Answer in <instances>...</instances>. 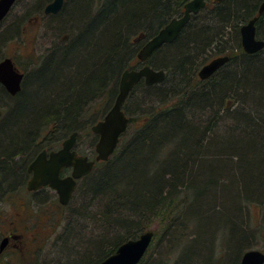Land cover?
<instances>
[{"label": "trees", "instance_id": "trees-1", "mask_svg": "<svg viewBox=\"0 0 264 264\" xmlns=\"http://www.w3.org/2000/svg\"><path fill=\"white\" fill-rule=\"evenodd\" d=\"M49 1L34 0L25 14L43 13ZM69 1L56 23L70 22V28L81 33L71 46L60 47L61 75L52 64L32 73L10 103L11 107L17 102L16 108L0 113V205L18 190L27 191L29 162L24 159L41 150L43 133L42 138L55 139L67 131L83 130L94 150L96 137L91 126L97 115L91 117L87 110L82 111L81 92L109 79L111 105L120 75L138 61L141 44L181 15L187 2L92 0L91 6L96 2L99 12L89 14L86 6L77 16L78 8ZM74 1L83 4L85 0ZM255 4L256 0H227L209 14L194 15L173 42L165 43L147 60L155 69H164L166 77L151 85L142 79L131 91L124 105L130 124L113 155L96 162L93 170L78 180L67 205H62L50 189L36 192L49 195L52 191L58 206L69 209L71 218H65L64 231L55 240V244L64 241L60 248L76 257L67 264H98L122 242L150 230L152 221L159 218L166 222L163 239L178 256L173 264H200L198 259L210 264L207 245L199 247L204 225L197 226L193 215L216 226L207 235L211 240L209 253L217 235L230 229V251L224 253L225 259L217 258V264L226 259L227 264H240L245 250L253 248L252 240L257 236L249 219L253 204H261L264 218V53L246 54L235 45L239 26L252 16L248 13ZM12 27L0 31V57L5 50L2 40L16 35L9 30ZM258 27L262 28V21ZM140 34L143 37L137 42ZM76 37H83L85 45L77 46ZM226 47L232 52L230 60L202 80L198 76L201 65ZM29 90L33 91L30 95ZM154 95H160L157 107L139 114L141 105ZM165 99L172 104L160 105ZM7 101L0 85V103ZM197 111L203 117L196 115ZM48 114L52 117L46 118ZM140 117L142 122L137 126ZM64 123L67 128L58 129ZM83 219L92 221L95 229L106 221L105 233L98 235L90 229L87 232H93L86 237L83 230L89 226L81 223ZM189 244L192 252L187 256ZM149 248L138 264H168L164 260L171 254L163 257L158 255L159 247Z\"/></svg>", "mask_w": 264, "mask_h": 264}, {"label": "rangeland", "instance_id": "rangeland-1", "mask_svg": "<svg viewBox=\"0 0 264 264\" xmlns=\"http://www.w3.org/2000/svg\"><path fill=\"white\" fill-rule=\"evenodd\" d=\"M33 2L34 0H21L20 3L13 9L12 14H10V16H8L6 21L2 24L3 29L6 26L10 27V25H13V27L10 28L9 30L14 31L15 32L14 34H16L14 35V37H12L13 35L12 36L8 35L7 37H5V39L2 40V43H4L3 47L5 49V52L11 56L14 55V58L17 61H19L20 65L26 67V69L27 67L32 69V66L31 67L28 66L29 60H32L37 64L40 61L38 59L40 57L39 54L42 55L48 52L45 46L47 45L50 39L56 38L58 40V34L69 32L67 31V29L68 28L71 29L70 22L67 24V21L63 22V24L60 25L61 27L57 25L58 23H56V21L61 20L60 18H58L60 17L58 15L46 16L45 19L43 20V18L41 19L40 17L41 14H45L44 12L41 14H35V13L25 14L26 10L32 7ZM94 3L95 5L89 6V9L92 8L93 9L92 14L96 15L99 12L100 8L98 9V7H96V2ZM85 8H86L85 4L83 3V6L78 7L77 13L75 14L79 16ZM67 17L69 18V16ZM58 27L65 28L62 29L64 32L58 31L59 30ZM3 29H0V31ZM32 47L33 49H35V53L27 54L30 53V49H32ZM59 54H61V52ZM212 55L213 54H211L210 56L212 57ZM60 67L61 65L59 62L54 66L52 65L51 68L55 69V71L57 69L56 74H60L61 71ZM48 75H47L48 77L52 76L50 74ZM91 87L96 88V85L95 86L91 85ZM30 89L33 90L32 87ZM32 90L28 91L29 95L33 93L34 90L33 91ZM235 94H237V92ZM142 95L143 93L139 91L138 96L140 99L143 100ZM159 97L160 95H154L153 97L152 96L149 97V99L152 100L151 104L148 99L146 103L141 105L139 114H142L145 110H149V108L151 110L152 106H155L156 108L157 104L159 103ZM166 97L167 96L165 95L163 96V98ZM100 102H101L100 98L94 99L91 102L92 106L89 107V112L95 113V115L98 116V111L96 108L101 107ZM85 103L86 102H82V105H84ZM167 103L172 104V100L165 99L160 105L162 106L168 105ZM131 106H133L134 109L137 107L134 104H132ZM84 107L87 108V105H85ZM4 110L5 107L3 106L2 103H0V113L4 112ZM195 113L198 116H202L201 111L200 112L197 111ZM141 122H142V118L140 117L137 119L136 125L139 126ZM225 122L227 124L230 123V121L228 120ZM219 131L226 132V130L223 128H220ZM90 146H91V141L89 137L82 136L79 141V147L82 148L84 152H91ZM46 195L47 194L44 193L30 194L26 190H22V191L18 190L17 192L12 194L8 198V200L6 201L4 200V202L1 203L0 235L2 234V232L7 231V229L10 228L12 225L18 228V232L22 234L20 240L17 241V245L11 244L10 247H8L7 250H5L4 253L0 255L2 260H4V263L7 262L6 264H67V262H69L70 260L72 261L73 259L76 258L75 256H69L70 254L64 251L63 248H60L59 243H61V247H62V243L64 241H60L57 244H55V240L59 235V233L60 232L62 233L64 231L63 225L65 223V218L67 216H68L67 220L68 218L69 219L71 218L69 209L58 206V204L53 200L54 195L52 194V191H49V195H47L48 196L47 199L45 198ZM261 207L262 206L259 203L253 204L252 207L249 209L250 210L249 219H250L251 227L255 229L257 234V236L252 240L254 242L252 247L264 249V218H263V209ZM184 216L185 215L183 214L182 215L183 219ZM192 218H194L192 220H194L197 226L204 225V227L201 228L202 234L199 240V247L200 246L203 247L204 244L207 245V248L205 249V254L207 255L208 258L207 262H209L210 260V264H217V258L221 260L222 258L225 259L224 253L230 251L227 245L228 243H230L231 240L230 229L229 231L225 230L217 235V237L215 238L214 247L211 248V253H209L208 248H210L209 242L211 240H207L209 238V236L207 235L208 233L212 232L216 226L214 227L212 224H209L208 221L204 222L197 215H193ZM101 222H100V227L96 226L97 229H95L93 228V226L95 225L92 223V221L90 220L82 221L81 223L83 225L86 226V224L88 223L89 226L86 227L85 230H83L84 235L86 237H89L93 232V231L87 232L90 229L95 230L98 235H101L100 233L102 231L105 233V229L103 227H105L106 221L103 222L104 224ZM165 225L166 222H164V220L160 218L158 220L155 219L152 221V224L149 226V229L154 230L157 233V237L153 240L151 246H149L150 247L149 249L152 248L153 250H156L159 247L158 255H162L163 257L171 254L169 257H167V260H164V262L168 264H173L174 261L178 258V256L176 257L171 252L172 246H167L166 240L163 239V228ZM75 227H77L76 224ZM2 238L3 236L0 237V241ZM73 242L74 244H77V240L76 241L73 240ZM178 245L180 246L181 242H178ZM220 245L223 246L221 247ZM187 246L190 248V250L187 251L188 252L187 256H189L190 252H192L191 244ZM226 246L227 248H225ZM195 252H197L196 249L194 253ZM177 255H179V253H177ZM198 261L200 262V264H205L204 261H200V259H198ZM223 262L227 264V259L223 260L219 264H223Z\"/></svg>", "mask_w": 264, "mask_h": 264}, {"label": "water", "instance_id": "water-1", "mask_svg": "<svg viewBox=\"0 0 264 264\" xmlns=\"http://www.w3.org/2000/svg\"><path fill=\"white\" fill-rule=\"evenodd\" d=\"M17 0H0V24L8 15ZM64 0H52L44 12L58 13ZM205 0H190L185 4L184 13L173 17L155 35L150 37L140 48L137 56L140 61L146 62L148 58L163 44L173 42L180 34L191 18L192 12H197ZM264 10V2L261 5L260 13ZM258 16L253 17L241 26L242 43L246 51L255 52L264 47V40H257L256 21ZM143 34L136 37L139 39ZM229 60L228 55L217 56L204 64L198 72L201 79H207L213 75L222 65ZM166 77L163 69H155L149 64L140 68L125 69L121 74L119 93L116 99L105 114V116L92 126V130L99 135L96 143L97 155L90 159L87 155L78 154L73 149L77 142L78 131H74L67 137L59 150H53L47 157L46 150L41 151L29 165V171H33L28 181V189L35 190L41 186L49 185L54 188L62 204H67L77 186V181L90 173L97 161L108 160L115 152L122 134L128 129L130 118L123 109V105L133 87L141 79L146 84L162 82ZM23 73L15 67L11 57H5L0 61V82L5 85L9 92L16 94L22 88ZM65 167H72V173L62 176ZM154 236L153 230H147L136 238H130L122 243L117 250L104 258L98 264H138L147 252ZM9 243V237L0 242V252ZM240 264H264V252L258 248L246 250L241 258Z\"/></svg>", "mask_w": 264, "mask_h": 264}, {"label": "flooded vegetation", "instance_id": "flooded-vegetation-1", "mask_svg": "<svg viewBox=\"0 0 264 264\" xmlns=\"http://www.w3.org/2000/svg\"><path fill=\"white\" fill-rule=\"evenodd\" d=\"M190 0H187V2H189ZM225 1H227V0H205V5H203L197 12H192V15H191V18H190V21H191V19L194 17V15H196V14H209L212 10H215L216 8H219L220 6H221V4H223V2H225ZM186 2V3H187ZM264 2V0H256V4L251 8V10H250V12L248 13V14H252V16L247 20V21H243V22H241V24H240V26H239V31H238V33H237V35H238V43H237V45H235L236 47H237V50H238V48L239 47H241L242 49H243V51H245V49H244V47H243V43H242V35H241V26L243 25V24H245V23H247L250 19H252L253 17H255V15H257V14H261V16L259 17V19L256 21V34H258L260 31H261V29H262V33H264V10H263V12L262 13H260V8H261V5H262V3ZM185 3V4H186ZM185 4H184V6H183V9H182V13L181 14H183L184 13V10H185ZM56 15H58V16H61L62 14H41V19L43 18V20L45 19V17L46 16H56ZM178 16H180V15H178ZM190 21H189V23H190ZM262 21V28L260 29V27H258L259 26V23ZM188 23V24H189ZM187 24V25H188ZM186 25V26H187ZM185 26V27H186ZM260 30V31H259ZM59 31V30H58ZM60 31H62V32H64L63 30H62V28L60 29ZM260 34V33H259ZM143 36H141L139 39H135L137 42L138 41H140V39L142 38ZM259 37V36H258ZM70 39V33L69 32H64L63 34H58V40L56 39V38H52V39H50L49 41H48V43H47V45L45 46L46 47V50L48 51L47 53H45V54H42V55H40L39 54V62L36 64V62H33L32 60H29V62H28V66H32V69H30L29 67H27V69H26V67H23L22 65H20V63H19V61H17L15 58H14V55H9V54H7L6 52H5V50L3 51V53H2V55H1V57H0V61L3 59V58H5V57H11L12 59H13V61H14V64H15V67H16V69L18 70V71H20L21 73H23V80H22V88H21V90L20 91H18L17 93H16V95L17 94H19V93H21L22 91H23V88H24V86H25V83H26V81H27V78H29V76H31V74L32 73H34V72H36V71H38V70H40V69H42V68H48V66L50 65V63L54 66V65H56V64H58L59 62H60V59H59V57L61 56V54H59L62 50L60 49V47L63 45L64 46V44H66L67 43V41ZM56 40H57V42H56ZM142 45L143 44H141V47H142ZM58 52V53H57ZM262 52H264V49L263 50H259V51H255V52H253V53H247V54H257V53H262ZM31 53H35V49H33V47H32V49H30V53H27V54H31ZM245 53V52H244ZM236 54H237V51H236ZM224 55H228L229 56V60H230V58H231V55H232V52H226V51H224V52H221L220 54H216L215 56H212L207 62H209L210 60H212L213 58H215V57H217V56H224ZM228 60V61H229ZM227 61V62H228ZM206 62V63H207ZM226 62V63H227ZM144 63L145 62H142V61H140V60H138L136 63H134L133 64V66H131V67H128L129 69H132V68H140V67H142L143 65H144ZM206 63H204V64H206ZM225 63V64H226ZM203 64V65H204ZM224 66V65H223ZM222 66V67H223ZM128 68H126V69H128ZM221 69V68H220ZM219 69V70H220ZM125 70V69H124ZM123 70V71H124ZM122 71V72H123ZM122 74V73H121ZM120 77H121V75H120ZM0 85L3 87V89H4V94L5 95H9L10 93H9V91H8V89L5 87V85L3 84V83H1L0 82ZM119 88H120V82H119V84H118V92H119ZM104 92H103V94L99 97L100 99H101V102H100V104H101V107L100 108H96L97 109V111H98V115H100V113H103V115L102 116H100V117H97L96 119H95V121L94 122H92V126H93V124L94 123H96L99 119H101V118H103V116L105 115V113H107V111H108V109H109V107H110V103H109V97H110V94H109V84L107 85V87L103 90ZM92 95H94V94H92ZM91 95V96H92ZM96 99V98H95ZM89 101V100H88ZM88 101H86V103L83 105V106H85L86 104H87V108H86V110H87V112H89V107L90 106H88ZM92 106V105H91ZM101 109H105L104 111H101ZM94 114V113H93ZM92 126H91V130H92ZM68 136V135H67ZM66 136V137H67ZM66 137H63V138H55V139H53V143L52 144H54V145H51V144H48V145H45L44 147H42L41 148V150H39L36 154H35V156L32 158V161L35 159V157L41 152V151H43V150H46V152H47V157H49L50 156V153L53 151V150H59L62 146H63V142H64V140L66 139ZM97 137H99V135L97 134ZM75 149L78 151V154H82V155H87V156H89V158L90 159H95V157H96V155H97V152H96V149H95V145H94V150H92L91 149V152H84L83 150H80L79 149V147H78V143L76 144V146H75ZM32 161H30L29 163H28V165H27V168H26V178H27V182H26V189H27V191L28 192H32V190H29L28 189V181H29V179L32 177V175H33V171H29V165H30V163L32 162ZM72 173V167H65L64 169H63V171H62V173H61V175L62 176H67V175H69V174H71ZM43 188H48V189H51L52 191H54L56 194H57V192L54 190V189H52L49 185H46V186H43ZM57 197H58V194H57ZM58 200H59V198H58ZM60 202V201H59ZM12 227H14L13 225L10 227V228H8L7 229V231H4V232H2V234L0 235V237L1 236H3V238H5V237H9V244H8V246L9 245H11V244H14V245H17V241L18 240H20V238L22 237V234L20 233V232H18V228H16V227H14V228H12ZM2 238V239H3ZM6 250V249H5ZM2 253H4V251L3 252H0V255L2 254ZM0 264H2V258L0 257Z\"/></svg>", "mask_w": 264, "mask_h": 264}, {"label": "bare ground", "instance_id": "bare-ground-1", "mask_svg": "<svg viewBox=\"0 0 264 264\" xmlns=\"http://www.w3.org/2000/svg\"><path fill=\"white\" fill-rule=\"evenodd\" d=\"M70 3V1L69 0H64V3H63V5H62V8H61V10L58 12V13H60L63 9H64V6H65V4H66V6L68 5ZM73 3V7H80V6H83V4H82V2L81 1H78V3H75V1L74 0H72V2H71V4ZM91 3H92V0H85L84 1V4H85V7L86 6H91ZM70 4V5H71ZM93 9L91 8L90 10H89V14H92L93 12ZM255 16H258V19H259V17L261 16V14H257V15H255ZM257 19V20H258ZM255 25H256V23H255ZM69 33H70V39L67 41V43L66 44H64V46L65 47H68V46H71V44H72V42H73V40H74V38H75V36L76 35H78V34H80L81 33V31L80 30H77V28H72V29H70V31H69ZM242 35V34H241ZM259 36V37H258ZM255 37H256V39L257 40H264V34H262V33H258V34H256L255 35ZM75 40H77V42H76V45L77 46H83V45H85V42H83V37H80V38H78V37H76V39ZM171 43V42H170ZM164 45V44H163ZM162 45V46H163ZM244 47V46H243ZM245 49V48H244ZM264 49V47H262V48H260L259 50H263ZM259 50H257V51H259ZM226 51L227 52H229L230 53V50L229 49H227V47H226ZM246 54L247 53H251V52H248V51H244ZM264 53V52H263ZM157 70H159L160 68H156ZM220 69V68H219ZM219 69L217 70V71H219ZM164 70V69H163ZM216 71V72H217ZM166 72V71H165ZM87 78V80H90V78L89 77H86ZM85 78V79H86ZM120 79H121V77L119 78V82H120ZM108 83H109V79H104V81H102L101 83L99 82V83H97L96 84V88H95V91L93 90V88H91L90 87V89H87V90H83L82 92H81V96L83 95L84 96V99L82 100V98H81V101L82 102H86V101H88V106H91L92 104H91V102L95 99V98H99L102 94H103V90L107 87V85H108ZM96 92V93H95ZM10 94L9 95H6L7 96V102H4L3 103V106L5 107V108H7L8 109V107H10V103H12L13 102V100L14 99H16L18 96H19V94H12L11 92H9ZM92 94H94V95H92ZM92 95V96H91ZM16 104H17V102H14V104H12L11 105V107H10V109H8V111H9V113L10 112H12L15 108H16ZM32 104H33V102H30V106H29V108H32ZM87 105V104H86ZM105 109H101V111H104ZM82 111H86L85 110V107L83 106V109H82ZM88 114L89 115H91V117L93 116V113H90V112H88ZM103 115V113H100V115H98L97 117H100V116H102ZM48 117H52L51 116V114H48L47 115V117L46 118H48ZM94 117H95V113H94ZM39 125V127H38V129H40V127H41V124L39 123L38 124ZM50 126H52V124L51 125H49L48 127H47V129L48 128H50ZM55 126V125H54ZM68 126V125H67ZM66 127V124L64 123V124H62V125H59L58 126V129H63V128H65ZM67 128V127H66ZM83 129V128H82ZM36 129H34V131H35ZM75 131H78V130H75ZM36 132V131H35ZM64 132V131H63ZM74 132V131H73ZM66 133H68V131L66 132ZM65 133V134H66ZM72 133V132H71ZM70 131H69V133H68V136L67 137H69L70 136ZM33 134H34V132H33ZM32 134V135H33ZM65 134H63L65 137H66V135ZM85 133L83 132V130H79L78 131V135H77V142H76V144L78 143V147H79V141H80V136H83ZM44 135V133L41 135V137L39 138V140L41 141V142H45L44 144H43V146L42 147H44L45 145H48V144H51V143H53V139H47V138H42V136ZM63 135H61V137L60 138H63L64 136ZM94 135H95V137H96V139L94 140L95 141V146H96V143H97V141L99 140V137H97V134H95L94 133ZM66 137V138H67ZM31 141V140H30ZM28 142V141H27ZM76 144H75V146H76ZM75 146L73 147V149L74 150H76L75 149ZM79 149L80 150H82V148H80L79 147ZM90 150H91V148H90ZM77 151V150H76ZM78 152V151H77ZM24 161H28V162H30V161H32V158H31V156H26L25 157V159H24ZM20 163V162H19ZM21 163H24V162H21ZM28 165V164H27ZM46 186V185H45ZM52 188V187H51ZM43 189H45V190H48V188H43V186H41L40 188H38V189H35V190H32V193H36V192H39V191H42ZM52 189H54V188H52ZM51 190V189H50ZM55 190V189H54ZM75 191V190H74ZM73 194H74V192H73ZM73 194H72V196H73ZM71 199H72V197H71ZM70 199V200H71ZM70 202V201H69ZM153 239H154V236H153ZM127 241V240H126ZM153 241V240H152ZM125 242V241H124ZM124 242H122V243H124ZM121 243V244H122ZM152 243V242H151ZM120 244V245H121ZM119 245V246H120ZM151 245V244H150ZM118 246V247H119ZM249 249H251V248H249ZM258 249H260L261 251H263L264 252V249H261V248H258ZM117 250V249H116ZM114 253V252H113ZM146 254V253H145Z\"/></svg>", "mask_w": 264, "mask_h": 264}]
</instances>
